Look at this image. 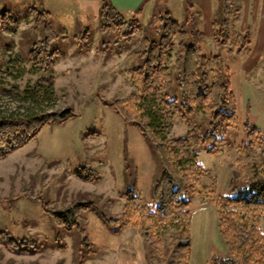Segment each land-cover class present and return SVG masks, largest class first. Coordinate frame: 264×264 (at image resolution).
<instances>
[{
	"label": "rangeland",
	"instance_id": "rangeland-1",
	"mask_svg": "<svg viewBox=\"0 0 264 264\" xmlns=\"http://www.w3.org/2000/svg\"><path fill=\"white\" fill-rule=\"evenodd\" d=\"M189 2L193 4L192 0H149L142 13L134 16L154 39L160 35L161 18L166 13L184 22ZM102 5L103 2L60 5L49 0H0V12L7 11L17 20L12 31L0 30V117L67 106L75 112L67 121L45 126L36 138L0 159V231L9 232L15 239H34L42 246L40 251L24 255L0 243V264H163L160 257L166 239L173 236L172 230L162 234L159 251L152 256L147 243L150 228L126 226L115 233L116 226L106 224L99 215L122 212V194L128 190L152 202L162 171L150 140L103 100L124 98L134 91L128 71L139 62L145 43L144 32L131 45L103 34ZM218 8L219 1L212 0L213 15L218 14ZM43 11L51 13L49 28L41 24L39 30H34L36 16ZM199 28L208 34L210 31L203 52L218 54L230 67L240 125L248 122L264 136V58L253 69L250 63L245 67V55L231 51L229 44L214 43L212 26ZM86 33L91 49L77 53L79 37ZM53 36L51 49L58 51L53 65L54 94L42 97L37 92L42 75L27 54L35 41ZM176 88L174 83L171 91L179 94ZM185 131V123L175 118L167 134L179 136ZM242 136L240 129L232 150L218 154L200 151L199 161L217 177L218 192L228 189L231 164L251 161L260 152L256 147L254 152L242 154L238 146ZM83 166L98 171L101 180L87 182L71 173ZM209 185L210 179L206 178L190 206V264H213V257L227 255L218 227L217 194L209 191ZM88 199L95 201L97 210L84 212L81 221L92 248L78 263L77 236L59 225L54 215L45 211L44 203L59 211ZM260 227L264 232V216ZM59 234L64 248L56 242Z\"/></svg>",
	"mask_w": 264,
	"mask_h": 264
},
{
	"label": "trees",
	"instance_id": "trees-1",
	"mask_svg": "<svg viewBox=\"0 0 264 264\" xmlns=\"http://www.w3.org/2000/svg\"><path fill=\"white\" fill-rule=\"evenodd\" d=\"M218 1V14L212 19L214 43L229 44L231 51L238 55L250 53V31L241 32L237 28L242 15L241 0ZM185 10L184 22L166 13L161 18L159 37L151 39L136 17L128 18L112 3H103L100 15L103 34L131 45L137 35L144 32L145 43L139 62L128 71L134 91L124 98L103 100L128 125L136 127L150 140L162 171L152 202L128 190L122 194L125 198L122 212L116 215L100 212L99 215L106 224L116 226L115 233L126 226L150 228L147 243L152 256L159 251L162 234L172 230L173 236L164 243L161 262L190 264V206L204 180L209 178V191L217 194L218 227L227 248V255L213 257L212 263L264 264V232L260 227L264 216V136L248 122L240 125L230 67L218 54L203 52L207 35L199 28L201 12L190 2ZM50 16L49 11L38 13L34 30H39L41 24L49 28ZM16 23L9 12H0V30L10 32ZM55 37L35 41L27 54L32 66L42 75L37 82V92L42 97L54 94L53 65L58 51L52 50L51 44ZM79 39L77 53H87L91 49L88 34L80 35ZM174 83L179 94L171 91ZM74 116L73 108L67 106L54 111L0 117V159L36 138L45 126ZM175 118L186 125L185 133L179 136L167 134ZM240 129L243 136L238 141L239 151L250 154L260 147V152L251 161L231 164L228 189L218 192L217 177L199 161L200 151L218 154L225 149L232 150ZM71 173L93 183L102 178L98 171L85 166ZM44 209L54 215L59 225L77 236V261H84L92 243L81 219L84 212L97 210L95 201L78 200L59 211L44 203ZM56 242L59 248L65 247L61 234ZM0 243L24 255L42 249L39 241L15 239L7 231H0Z\"/></svg>",
	"mask_w": 264,
	"mask_h": 264
},
{
	"label": "crops",
	"instance_id": "crops-1",
	"mask_svg": "<svg viewBox=\"0 0 264 264\" xmlns=\"http://www.w3.org/2000/svg\"><path fill=\"white\" fill-rule=\"evenodd\" d=\"M50 2L60 5L69 4L70 2L97 3L108 1L112 3L123 14H140L143 7L149 0H49ZM194 6L201 12L199 25L212 26L214 17L212 10V0H192ZM242 15L237 22V28L243 32L249 30L252 38L251 52L245 54L243 65L250 63V68L257 67L259 62L264 58V0H241ZM103 6V5H102ZM102 9V7H101ZM213 15V17H212ZM130 18V17H128ZM212 32V31H211ZM210 34V31H209ZM206 33L207 38H209ZM212 34V33H211ZM247 70V69H246Z\"/></svg>",
	"mask_w": 264,
	"mask_h": 264
}]
</instances>
